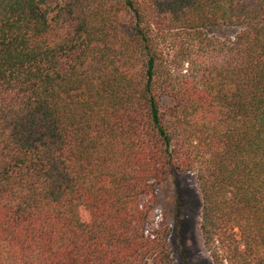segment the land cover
I'll return each mask as SVG.
<instances>
[{"label":"trees","instance_id":"trees-1","mask_svg":"<svg viewBox=\"0 0 264 264\" xmlns=\"http://www.w3.org/2000/svg\"><path fill=\"white\" fill-rule=\"evenodd\" d=\"M176 173L212 264H264V0H0V264H173Z\"/></svg>","mask_w":264,"mask_h":264},{"label":"rangeland","instance_id":"rangeland-1","mask_svg":"<svg viewBox=\"0 0 264 264\" xmlns=\"http://www.w3.org/2000/svg\"><path fill=\"white\" fill-rule=\"evenodd\" d=\"M237 31L224 27L209 30L221 38L233 37ZM177 201L181 202L177 204ZM200 207L197 182L192 173L171 175L158 187L157 202L148 216V229L152 231L162 222L169 226L173 264H212L198 228Z\"/></svg>","mask_w":264,"mask_h":264}]
</instances>
